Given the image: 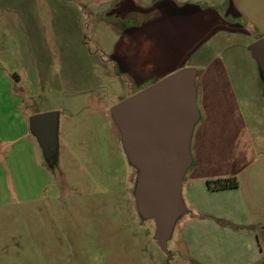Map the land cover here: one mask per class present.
Returning <instances> with one entry per match:
<instances>
[{
    "label": "crops",
    "instance_id": "obj_1",
    "mask_svg": "<svg viewBox=\"0 0 264 264\" xmlns=\"http://www.w3.org/2000/svg\"><path fill=\"white\" fill-rule=\"evenodd\" d=\"M160 1L0 0V162L5 164L13 152L24 150L33 161L43 157L28 122L33 115L51 112L37 107L39 71L50 69L54 49L59 69H69L70 47L65 40L71 38L72 23L82 18L101 24L104 13L122 6L127 15L117 18L127 26L112 35L111 44L122 75H131L132 66L142 77H150L154 68L162 74L176 72L186 62L190 69L204 66L194 79L198 118L190 138V174L182 184L183 211L172 232L175 242H184L193 256L204 254L200 243L207 244L208 261L203 264H227V258L234 264H256L262 259L258 229L264 224L258 219L264 213L258 177H249L245 186L210 190L207 172L257 159L251 153L258 155V108L263 107L264 92L249 46L258 40V29L236 23L238 11L220 1L201 10L184 0H167L175 4L167 5L169 10L157 9L165 15L153 26L144 14L138 21L129 16L133 6L149 8ZM208 37L215 45L206 51ZM46 74L43 95L49 101L56 80L64 87L70 78Z\"/></svg>",
    "mask_w": 264,
    "mask_h": 264
},
{
    "label": "rangeland",
    "instance_id": "obj_2",
    "mask_svg": "<svg viewBox=\"0 0 264 264\" xmlns=\"http://www.w3.org/2000/svg\"><path fill=\"white\" fill-rule=\"evenodd\" d=\"M184 1L190 8L201 10H206L209 3L223 2L225 8L238 11L236 23L245 24L251 31L255 26L258 39L264 37V0ZM160 2L149 8L133 6V15L129 16L138 21L144 14L142 17L151 18L153 26L165 15L156 10L175 4L167 0ZM126 11L122 6L113 7L101 16V24L82 18L76 20L71 24V38L65 40L70 47L69 69L64 72L59 69L54 49L50 69L45 73L39 71L37 107L59 113L57 155L50 161L43 157L33 161L24 150V154L13 152L5 164L0 162V264H203L208 261L207 244L200 243L204 254L196 252L193 256L184 242H175L172 233L162 245L156 240L154 216L142 204V172L127 155L120 127L111 114L118 103L175 72L162 74L163 71L154 68L150 77H142V72L132 66L135 77L120 73L121 63L111 53V44L115 41L112 35L127 26L117 18L127 15ZM211 37L205 40L206 51L215 45ZM54 41L48 40L50 44ZM189 63L179 70L190 69ZM202 67L191 69L195 78L204 72ZM52 73L56 78L63 74L70 81L61 87L56 80L50 87L48 101L43 95L42 79ZM262 88L264 92V83ZM189 155L191 158L190 144ZM251 155L257 159L245 166L232 163L228 167L209 168L208 179L235 177L239 185L245 186L249 177H258V192L264 193V102L258 108V155L254 151ZM189 169L182 184L190 174ZM258 219L264 222V213ZM260 227L258 245L262 259L256 264H264V224ZM234 263L227 258V264Z\"/></svg>",
    "mask_w": 264,
    "mask_h": 264
},
{
    "label": "water",
    "instance_id": "obj_3",
    "mask_svg": "<svg viewBox=\"0 0 264 264\" xmlns=\"http://www.w3.org/2000/svg\"><path fill=\"white\" fill-rule=\"evenodd\" d=\"M249 51L264 83V37L251 44ZM194 79L191 69L178 70L111 110L126 153L142 172V204L154 216L155 238L161 245L183 211L181 184L190 167L189 144L198 118ZM28 122L43 158L54 159L58 113L36 114Z\"/></svg>",
    "mask_w": 264,
    "mask_h": 264
},
{
    "label": "trees",
    "instance_id": "obj_4",
    "mask_svg": "<svg viewBox=\"0 0 264 264\" xmlns=\"http://www.w3.org/2000/svg\"><path fill=\"white\" fill-rule=\"evenodd\" d=\"M207 186L210 190L236 188L238 186V182L235 177H229L224 179L207 181Z\"/></svg>",
    "mask_w": 264,
    "mask_h": 264
}]
</instances>
